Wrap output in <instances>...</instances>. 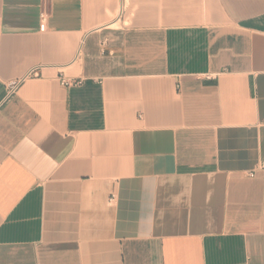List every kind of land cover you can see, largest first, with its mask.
<instances>
[{
	"label": "crops",
	"instance_id": "crops-1",
	"mask_svg": "<svg viewBox=\"0 0 264 264\" xmlns=\"http://www.w3.org/2000/svg\"><path fill=\"white\" fill-rule=\"evenodd\" d=\"M0 264H264V0H0Z\"/></svg>",
	"mask_w": 264,
	"mask_h": 264
},
{
	"label": "built area",
	"instance_id": "built-area-1",
	"mask_svg": "<svg viewBox=\"0 0 264 264\" xmlns=\"http://www.w3.org/2000/svg\"><path fill=\"white\" fill-rule=\"evenodd\" d=\"M45 18H46V14L44 12H41V14H40V25H39V30L41 32H43L46 29ZM37 74H38L37 68L32 69L28 73V75H32V76H37ZM80 83H81L80 81H73L70 79H65L63 76H60V84L63 87H71V86L79 85ZM15 87H16V83H11L7 86V97L10 96V94L14 91ZM138 118L141 119V115H138ZM249 176H252V174H250ZM111 199H112V197H111Z\"/></svg>",
	"mask_w": 264,
	"mask_h": 264
}]
</instances>
